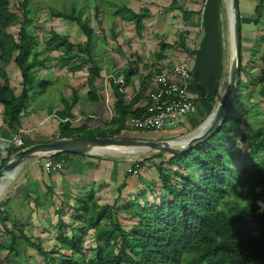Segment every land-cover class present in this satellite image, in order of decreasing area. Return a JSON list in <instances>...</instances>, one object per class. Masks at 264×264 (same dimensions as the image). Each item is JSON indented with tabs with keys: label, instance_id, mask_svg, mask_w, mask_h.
Returning <instances> with one entry per match:
<instances>
[{
	"label": "trees",
	"instance_id": "16d2710c",
	"mask_svg": "<svg viewBox=\"0 0 264 264\" xmlns=\"http://www.w3.org/2000/svg\"><path fill=\"white\" fill-rule=\"evenodd\" d=\"M13 1L17 12L10 9L9 0H0V106L7 125V129L0 126V138H10L21 128V117L34 89L33 71L37 67H43L49 52L57 51L56 57L69 72L79 71L87 64L90 65L87 68V93L88 96H93L92 101L98 100L96 79L101 71V65L94 55L93 29L81 12L72 7L69 10L52 8L51 11L54 17L76 23L85 35V44H75L66 35L53 30L41 42L33 28H30V0ZM168 7L171 10H182L185 21L194 13L184 7L182 9L178 0H170ZM146 8L135 12L122 5L117 11L121 12L125 21L134 22L138 32L147 16ZM255 12L260 19L264 12V0H259ZM11 26L19 27L17 37L8 30ZM186 36L187 33L180 31L176 44L166 43L162 39L156 61L166 58V49L176 46L186 50ZM41 44L44 45L43 48ZM41 50L46 52L45 56H41ZM190 53L194 54L195 50H190ZM139 62L141 58L136 56L123 69L124 81H129L130 77L137 74ZM10 63L20 73L21 89L18 94L10 86L5 70V66ZM152 68L143 77L140 89L128 101L120 83L109 79L114 115L105 127L91 129L96 134H85L91 127L85 124L74 127L66 120L58 123V137H111L121 136L124 131L131 130L127 120L146 113L144 108L133 109L134 103L145 92L146 82L162 70L161 67ZM49 82H39L36 92L44 91ZM241 86L243 82L238 80L233 99L216 130L180 154H170L168 164L164 160L155 164L163 193L158 196L154 194L152 202L148 200L139 204L133 201L124 204L122 208H115L98 204L93 200L91 191L85 193L78 197L79 202L73 208L75 215L69 222L58 217L55 225L58 246L46 249L39 240L32 241L27 237L24 224H9L10 215L3 206L5 201H1L0 226L9 236L7 243L0 242V248L8 251L5 256L6 264L30 263L28 256L19 251V239L25 240L42 256L43 264H264V187L259 192H252V200L247 204L241 205L233 201L227 205L225 202L232 193L239 190L238 183L232 180L230 165L222 152L234 144L239 135V129L230 120L237 121L234 104L238 101ZM260 95L264 100V83L260 88ZM78 99L77 90H72L71 98L60 110H56V115L61 119H70L71 109ZM21 138L20 146L0 140V156L5 154L0 159V168L15 152L34 143L23 133ZM240 140L244 141V137ZM258 150H264L260 130L249 153ZM70 154L73 153L57 152L52 157L60 160ZM157 155L158 158L159 154ZM137 161L133 162V167L141 165ZM255 175H259L260 183L264 186V159L255 170ZM262 193L263 197L259 198ZM58 213L62 214L63 210L59 209ZM124 215L135 221L129 228L121 221ZM75 219L82 220V224L75 225ZM69 229L70 236H65ZM89 229L93 231L90 239L87 234ZM88 242L94 245L87 250L85 243ZM60 249L69 253H59L60 260L56 261L52 253Z\"/></svg>",
	"mask_w": 264,
	"mask_h": 264
},
{
	"label": "rangeland",
	"instance_id": "374dc122",
	"mask_svg": "<svg viewBox=\"0 0 264 264\" xmlns=\"http://www.w3.org/2000/svg\"><path fill=\"white\" fill-rule=\"evenodd\" d=\"M9 1L10 9L17 12V6L14 1ZM160 2L164 3L167 8L163 10L162 8H164V6H162ZM169 2L170 0H30L29 10L30 17L32 18L30 28H33L35 34L38 36L41 42L44 38H48L50 35V31L53 30L61 35H66L69 40L74 42L75 44H85V35L76 23L65 20L63 18L54 17L51 13L52 8L69 10L71 9V7L81 12L82 16L84 15L83 17L86 19L87 24L93 29L94 55L96 60H98L99 64L101 65V71L98 78L99 80H97V93L100 101L97 104L98 107L95 108L93 104H91V102L95 103L97 102V100L90 102L87 99V68L90 65L87 64L79 71L69 72L67 71L65 66L61 65L59 59L56 57V55H58V52H49V57L44 61L43 67H37L33 71L34 89L32 91V98L28 102L26 109L22 114L21 120L23 124L33 127L28 136L30 138H47L52 137L58 132L57 125H55L54 123V119L50 117L53 116L51 114L54 111L56 112V110H60L61 107L65 105V102L69 101L72 95V90H77L79 94L77 105H79L80 107H78V112L75 114V116L78 117L82 115V113H96L94 115H97L99 117L92 116L90 117V119L100 121L101 123H104L101 119H103L104 121L107 120L106 122H109L114 115L112 114L113 107L111 104L113 94L111 87L108 84V79L105 77L106 74H113L118 77H123V69L127 67L128 64H130L131 60H135L136 56H140L141 58V62H139V64L144 63V65H142L141 67L137 66L138 68H140V74L143 72V67H148L150 64H153V67L156 68L162 62V60L159 62L156 61V54L159 51V42L162 39H164V42L170 44H176L177 42V29L180 28L179 30L182 31L181 27L182 25H185V20L183 19L181 14L182 10H171L168 7ZM178 2L182 6V9H187V0H178ZM122 5H125L135 12H140L143 10V8L147 7V16L143 19V27L141 30L137 32L134 22L125 21L121 12L117 11L118 7ZM238 9L240 11L245 9L252 12L253 4L251 1L239 0ZM165 13L170 16L172 27L176 30H172L169 32L167 31L165 33L164 30L161 31L160 24H158L157 22H155L154 25H149V23H152L156 18L163 17ZM240 20L241 35L246 36L245 34L254 31V26H248V23H250L251 21L250 19L240 16ZM222 24L221 35L216 44L217 50L216 52L209 54L208 59H206L207 63L209 64V66L206 65V70L209 78L207 80V83H203V80L201 78L202 75L196 70V78H200L199 86H204L207 91L212 90L217 83H222L224 74L226 73V66L228 64L229 57V47L227 43L225 24L224 22ZM256 26H258L259 28L257 29V32H259V37H261V44L259 46L257 45L253 47V51L255 52V64H257V66H255L256 71H253L254 60L252 59V66L250 70H248L249 80L246 75H243V78L246 80V85L243 84V86H241L242 88L241 91H239L238 101L234 104V109L236 110L235 116L237 118V121L230 120V122L233 121L232 124L239 129V135L236 142L229 146L226 151L222 152L225 161L230 165L229 167L231 169L232 180L237 182L239 186L238 192L232 193L226 199L225 202H227V205H230V203L233 201L238 202L241 205L247 204L252 200V192H259L260 188L264 187L263 184L260 183L259 175H255V170L259 168L260 162H262L264 159V150H258L256 152L249 153V150L254 143L255 137H258L259 130L260 136L262 137V139H264V100L262 95H260V93L258 94V91L264 83V12L262 17L258 19V23L256 24ZM18 29V26H11L8 28V30H10L15 37H17ZM186 29L187 28L184 26L183 30ZM199 33H194L191 36L189 43L187 42L189 48H192V51L195 50V53H188L186 55V59L183 61L187 65L188 62L191 61L190 58L192 56L191 59L192 61H194L196 69L197 66L204 62L205 58L202 54V51L208 46L202 44L201 39L203 38V36L199 35ZM40 46L42 48L44 47L43 44H41ZM177 48L178 47L175 46L171 49L176 50ZM38 49H40V47H38ZM168 50L169 49H166V51L170 54V57L166 51L165 54L167 53L166 58L168 57V59L170 60L168 63L170 64V66L180 61V59L174 61V58H178L179 55H184L183 53L177 54L176 52L173 53L172 51ZM45 55L46 52L44 50H41V56ZM190 65L193 70V63L191 62ZM0 66H2L1 61ZM168 67L169 66L165 65L163 66L162 70ZM5 70L8 74L10 86L14 89L15 93L18 94L21 89V77L17 67L13 63H10L8 66H5ZM137 78L138 76L135 77V81H137ZM226 78L228 80V74ZM45 80L50 81L49 85L45 88L44 91L36 92L38 83ZM197 105L199 107V110L201 108L200 111L204 112V107L202 108L203 104L200 98ZM73 111H75V107L73 108ZM193 115H191L190 118L182 123L179 127L176 126V129H174L179 131H188L191 128L195 127L197 125V122L200 121V114L198 113L196 116ZM85 116L88 115H84L81 121L76 123V125L83 124L85 123V121L87 124L88 120H84ZM192 121L193 123L191 124ZM1 122L3 123L2 125L7 127V125L4 123L2 107L0 106V124ZM28 122L30 123L29 125L27 124ZM106 125L107 123H105L102 127H105ZM1 127L3 128V126ZM92 128L94 127L89 128L90 131H86L85 134H96L94 130H91ZM174 129H169L165 132L137 131L138 134H133L132 131L134 130L131 129L124 131L122 135L118 137H141L144 138V140H148L150 138L152 139V137L153 139H155L154 136L158 135L156 139L164 138L168 141H174L175 147H182L184 141H186L189 137L196 135L200 131V129L198 131V128H195L193 132L182 135L179 133H173L175 132ZM242 136L244 137V141L240 140ZM96 149L100 151L105 150V155H108L107 159L111 163H125V168L129 167L131 165V162L136 161L134 159L129 161L130 159L128 156H131V158H136L138 160L137 162H141V165H138V167H133V164L131 166V168H136L139 171V180L132 185L131 190L139 192L142 191L143 195L139 194L138 198L130 197L132 198V200H129V203L135 201L136 203L141 204L142 202L145 203L148 200L152 202L153 197L151 196V194H156V196H158L159 194L163 193L159 180L157 179L155 164H157L160 160H164L166 164H168L167 161L170 158V153L164 151H153L147 147H109L108 149L97 147ZM115 149H120V151H113ZM112 152H120L121 156L118 157L121 158H110L109 156H111ZM157 154H159L158 158ZM63 171H66V167H64ZM10 180V177L6 179V188L8 187L7 190L14 188L9 184ZM26 189H29L30 191L34 190V186H28L27 184H24L23 190ZM3 191V182H0V194H2ZM114 192H116L115 187L112 188V191L109 192V194H112ZM39 196L41 197L42 195L39 193ZM262 197L263 193L259 195V198ZM8 198H10L8 205L11 206L13 198L10 196L6 197V199ZM0 199L3 202L4 198L0 197ZM119 215L122 214L119 213ZM73 216L74 212L72 210L71 217H68L67 219V216H64V218L68 221ZM27 218L29 219V217ZM121 221L127 228L131 227L135 222L126 215L121 218ZM11 222H13L14 224L16 220L12 219ZM32 222L33 224H28V230L29 232L31 231V236H33L32 234H39V236L31 237L30 235H27V237H30L32 241L35 239L39 240L41 242V245L46 249H49L53 245L58 246L56 241L57 232H54L56 228L55 225L52 227L54 231L51 229L50 231L48 230L47 233H43L45 230L44 227L46 225L44 223H38L36 219L32 220ZM80 224H82V220L77 221L75 219V225ZM92 232V229L88 230V239H90V235L92 234ZM67 234L64 235L70 236V229L68 230ZM7 236L8 233L6 235L0 226V242L7 243L6 240L9 239V236L8 238ZM17 244L19 246V251H23L24 254L28 256L27 260L28 263L30 262L29 264H43L42 256L39 255L34 248L30 247V245L25 240L19 239ZM85 245L88 250L89 248L93 247L94 244L88 242L85 243ZM59 253L66 254L69 253V251L60 249L52 253L56 261L60 260L58 257ZM7 254V250L0 248V264H6L5 256ZM88 254L89 252L86 253V255Z\"/></svg>",
	"mask_w": 264,
	"mask_h": 264
},
{
	"label": "crops",
	"instance_id": "0c3cea01",
	"mask_svg": "<svg viewBox=\"0 0 264 264\" xmlns=\"http://www.w3.org/2000/svg\"><path fill=\"white\" fill-rule=\"evenodd\" d=\"M241 1H251L253 4L252 12L249 10H239V15L241 17H245L247 19H250V23H248V26H254V31L249 32L248 34L241 35V68L239 73V80L243 82L244 85L246 80L243 78V75H246L249 80V71L252 66V59L254 60V67L253 71L255 70V59H254V46H259L261 44L260 41V34L257 32L259 29L256 24L258 23V15L255 12V7L258 4V0H241ZM187 10L193 11L194 13L191 15L190 19L185 21V27L186 30H183V25L181 27L182 32L187 33L188 41H186V44L188 48L186 50L182 49L181 47H178L176 50L169 49L168 51H172L173 53L176 52L177 54H184L179 55L178 58H174L175 60L180 59L179 62L174 63L172 66H170L168 57L162 60L161 64L156 68H163V66L167 65L170 67H173L176 64H179L183 62L186 59V55L190 53V50L192 48H189V41L191 39V36L194 33H199V35H202L203 38L201 39L202 44L208 45L207 48H205L202 51V54L204 55V62H202L199 66H196L194 64V61H192V56L190 58V62H188L187 66L189 68V77L188 78H181L179 76H174L173 79L179 83H182L186 89V92L188 95L194 100H196V109L193 112V116H196L198 113L200 114V121L197 122V125L193 128H191L188 131H179L175 130L176 126L172 129L175 130L173 133H179L182 135H186L190 132H193L195 128L201 129L203 126V123L207 118L210 116L211 111L214 109V107L219 103L222 94L226 88L227 85V74L229 77V70H230V64L232 60L233 55V36H232V10L230 7V0H187ZM164 8L163 10L167 8V6L164 3H161ZM192 5V7H191ZM166 6V7H165ZM238 7H239V0H238ZM241 21V20H240ZM157 22L160 24L161 31L164 30L166 33L167 31L176 30L173 29L170 16H168L167 13L163 15L161 18H156L152 23H149V25H154V23ZM225 24V30L227 34V43L229 47V57H228V64L226 66V73L224 74V78L222 80V83H217L216 86L210 91H207L204 86H199V79L196 78V70L202 75L203 83H207L208 81V73L206 70V65L209 66L206 59H208V55L212 54L213 52H216V44L218 39L221 35V26L222 23ZM256 23V24H255ZM180 28L177 29V32L179 33ZM240 31H241V24H240ZM189 35V36H188ZM186 38V39H187ZM188 42V43H187ZM194 49V48H193ZM167 52V51H166ZM168 53V52H167ZM166 53V54H167ZM243 53V56H242ZM165 54V55H166ZM169 57L170 54L168 53ZM201 55V53H200ZM171 59V58H170ZM193 63V70L190 65V63ZM143 64H139L138 66L141 67ZM149 65L148 67H143V72L140 74L138 68L137 74L130 77L129 81H124V78L122 76L118 77L113 74L112 77H106L108 74H106V78L108 79V84L110 85L109 79H121L123 81L122 86V92L126 96V100L133 98V96L136 94V92L140 89V84L143 79V77L150 71L153 70V66ZM165 68L164 70L168 69ZM163 70V71H164ZM258 71V70H257ZM76 72V71H75ZM137 81H135V77H137ZM172 76V75H171ZM134 78V79H133ZM96 79V83H97ZM247 80V81H248ZM241 91V90H240ZM148 90H145L143 95L137 100V102L134 103L133 109L138 108H144L147 111V107L150 103L149 97L147 95ZM193 92V94H192ZM260 93V90L258 91V94ZM98 94V93H97ZM79 96V94H78ZM93 96H88L87 93V99L91 102ZM199 98L202 101V108L204 109V112L199 110V107L197 105ZM99 96L97 102L93 104L95 108L98 107L99 102ZM112 102V101H111ZM78 101L76 102V106L74 105L71 109V115L69 121L71 122L72 126H80L76 125V123L80 122L81 119L85 116L84 120H88V123L85 125L89 127H102L106 121L101 119L104 123H101L97 120H92L90 117H99L97 115H94L96 113L91 114H85L82 113L80 116H75V114L78 112L77 105ZM112 104V103H111ZM214 106V107H213ZM75 107V111H73V108ZM53 112V111H51ZM50 112V113H51ZM49 113V114H50ZM50 118L54 119L55 125H57V131H58V123H59V116L56 115L55 111L51 114ZM208 116V117H207ZM47 117V116H46ZM22 118V117H21ZM45 118V117H44ZM43 118V119H44ZM190 117H183L181 118V121L177 124V127H179L182 123H184L186 120H188ZM48 119V118H47ZM129 122V119L127 120ZM99 123V124H97ZM193 121L191 122V124ZM3 123L1 122L0 126H3L2 129H7ZM30 124L29 122L27 123ZM101 124V125H100ZM198 126V127H197ZM23 134L31 139L34 143L37 142H47L52 141L58 137V132L53 135L52 137L47 138H41V137H29L28 134L32 131L33 127L24 125L21 120V128ZM169 130V129H166ZM166 130H163L165 132ZM162 132V131H158ZM201 131H199L197 134H199ZM133 134H138L137 130L132 131ZM196 134V135H197ZM158 136V135H157ZM157 136H154L156 139ZM195 136V135H193ZM161 137V136H160ZM165 137V136H163ZM192 137V136H191ZM189 137V139L191 138ZM136 139H144L141 137H134ZM165 140L164 138H162ZM161 138H157L156 140H162ZM187 139L184 141V144L189 140ZM148 140H153L148 139ZM174 142V141H173ZM32 143V144H34ZM108 149V148H104ZM122 149V148H120ZM120 149H115L113 151H120ZM104 151V152H103ZM5 154L0 156V159H3ZM108 155H105V150H98L94 149L91 153L86 154H70L63 156L59 161H63V164L61 168L58 171H53L46 173L42 170L40 165L36 162L35 156H31L28 159H25L22 161L18 166H16L12 171H10L7 175H5L2 179H0V182H3L4 191L2 194H0V197H3V202L5 201L4 208L7 210V212L10 215L9 218V224H13L12 219H15V223L24 224L26 226V235L31 236V231L29 232V226L28 224H33L32 220H37L38 223H44L46 226L44 227V232L47 233V231L51 230L54 225H56L58 221V217H61L65 222L67 221L68 217H71V211L73 210L76 203H78V197L90 192L93 194V200L96 201L100 205H110L112 207H123L124 204L129 203V200H132V198H138L139 194L143 195L142 191H135L131 190L132 185L139 180L138 173L139 171L136 168H131L133 162H131V165L127 168H125V163L118 162L117 163H111L107 159ZM121 156L120 152H112L110 158H121L118 157ZM129 157V161L132 159L137 160L136 158ZM125 158V157H124ZM56 160V159H55ZM66 167V171L64 172L63 169ZM134 173V175H133ZM10 177V185L14 188H11L7 190L6 185L7 181L6 179ZM24 184H27L28 186H34V190H23ZM116 188V192L109 194V192L112 191V188ZM111 190V191H110ZM38 192V193H37ZM39 193L42 195L39 196ZM12 197L13 201L11 206L8 205V202L10 198L6 199V197ZM153 196V194H151ZM132 197V198H130ZM42 198V199H41ZM2 199V198H1ZM0 199V202H1ZM33 201V202H32ZM32 202V203H31ZM143 203V202H142ZM141 203V204H142ZM140 204V203H139ZM62 209L63 213L59 214L58 210ZM71 210V211H69ZM75 215V213H74ZM32 216V219H31ZM64 216H67V219L64 218ZM29 217V219L27 218ZM42 221V222H41ZM69 222V220L67 221ZM43 227V225H42ZM53 230V229H52ZM54 231V230H53ZM55 232V231H54ZM42 234V233H40ZM31 237H37L39 234H32ZM42 237V236H41Z\"/></svg>",
	"mask_w": 264,
	"mask_h": 264
},
{
	"label": "water",
	"instance_id": "95a60500",
	"mask_svg": "<svg viewBox=\"0 0 264 264\" xmlns=\"http://www.w3.org/2000/svg\"><path fill=\"white\" fill-rule=\"evenodd\" d=\"M232 10V36L233 55L230 64L229 77L222 97L210 116L203 123L208 122L205 130L192 136L182 147H175L168 140H144L118 136H73L68 138H56L52 141L37 142L15 152L11 158L0 168V179L12 171L25 159L39 154H54L57 152L86 154L91 153L97 147H147L153 151H164L172 155L180 154L194 143L205 139L211 132L216 130L229 107L239 80L241 68V31L238 1L230 0Z\"/></svg>",
	"mask_w": 264,
	"mask_h": 264
},
{
	"label": "built area",
	"instance_id": "2783aa9c",
	"mask_svg": "<svg viewBox=\"0 0 264 264\" xmlns=\"http://www.w3.org/2000/svg\"><path fill=\"white\" fill-rule=\"evenodd\" d=\"M174 76L184 79L189 77V68L186 63L176 64L159 74L153 75L146 82L150 103L144 115L129 118L128 125L131 128L163 131L177 126L181 118L193 114L196 103L188 95L184 85L173 79ZM106 77L109 78L112 75ZM114 82L120 83V88L123 86L121 79H114ZM21 132L22 130H19L10 138H0V140L12 142L19 146L22 144ZM35 159L45 172L58 171L63 163V161L55 160L51 155H41Z\"/></svg>",
	"mask_w": 264,
	"mask_h": 264
},
{
	"label": "clouds",
	"instance_id": "9594fccd",
	"mask_svg": "<svg viewBox=\"0 0 264 264\" xmlns=\"http://www.w3.org/2000/svg\"><path fill=\"white\" fill-rule=\"evenodd\" d=\"M237 1H238V0H237ZM170 68H171V67H170ZM168 69H169V68H168ZM162 71H163V70H162ZM162 71H161V72H162ZM164 71H165V70H164ZM161 72H160V73H161ZM157 74H159V73H157ZM154 75H155V74H154ZM146 90H147V88H146ZM193 100H194V98H193ZM194 101H195V100H194ZM195 103H196V102H195ZM189 117H190V116H189ZM65 119L69 121L68 118H64V119H61V118H60V119H59V122H60V121L65 122V121H66ZM129 127H130V126H129ZM130 128H131V127H130ZM131 129H132V130H137V131H148V130H139V129H135V128H131ZM171 129H172V128H171ZM19 130H21V129H18V131H19ZM18 131H17V132H18ZM149 131H150V130H149ZM154 132H158V131H154ZM22 133H23V131L21 132V134H22ZM133 138H134V137H133ZM135 139H136V138H135ZM153 140H156V139H153ZM17 146H18V145H17ZM19 146H20V145H19ZM106 148H107V147H106ZM108 148H109V147H108ZM54 154H55V153H54ZM54 154H52V153H51V154H39V155H35V158L38 157V156H41V155H44V156H45V155H51V156H52V155H54ZM62 164H63V163H62ZM44 172H45V171H44ZM52 172H53V171H52ZM46 173H49V172H46ZM133 175H134V173H133Z\"/></svg>",
	"mask_w": 264,
	"mask_h": 264
},
{
	"label": "bare ground",
	"instance_id": "6f19581e",
	"mask_svg": "<svg viewBox=\"0 0 264 264\" xmlns=\"http://www.w3.org/2000/svg\"><path fill=\"white\" fill-rule=\"evenodd\" d=\"M208 126V122L206 123V124H204L202 127H201V129H200V131L202 130H205V128ZM189 139V138H188ZM173 142V141H172ZM173 143H175V142H173ZM177 147H179V146H177Z\"/></svg>",
	"mask_w": 264,
	"mask_h": 264
}]
</instances>
